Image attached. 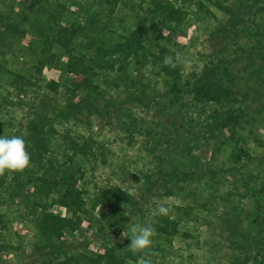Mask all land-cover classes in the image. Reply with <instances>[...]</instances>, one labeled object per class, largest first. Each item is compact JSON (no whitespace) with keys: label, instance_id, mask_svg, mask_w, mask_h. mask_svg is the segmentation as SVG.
<instances>
[{"label":"trees","instance_id":"1","mask_svg":"<svg viewBox=\"0 0 264 264\" xmlns=\"http://www.w3.org/2000/svg\"><path fill=\"white\" fill-rule=\"evenodd\" d=\"M95 1L109 17L121 4L135 2L134 27L116 35L104 17L93 13L86 22L76 18L65 24L62 20L68 0H11L0 10V53L4 54L3 49L10 48L15 39L28 38L32 50L38 49L39 70L49 66L75 75L70 86L57 80L47 82L44 96L31 109L25 132L20 135L26 140L30 166L23 172L0 176V195L6 193L20 201L39 233L40 241L30 256L39 264H137L138 257L126 248L130 239L119 245L114 237L137 211L142 212L144 199L178 194L187 184L199 182L203 191L209 192L203 199H219L214 210L219 212L226 235L228 264H264V185L261 189L248 187L241 174L233 178L231 187L221 191L226 180L215 179L216 168L201 161L205 147L235 139L247 121L240 105L242 95L229 77L231 63L224 47L220 48L221 56L207 62L201 73L185 77L181 67L164 65L167 48L161 46V40L176 31L172 21H182L179 8L164 0ZM219 7L229 18L216 27L212 37L230 39L227 46L259 51L264 61V0H230ZM166 27L169 33L163 32ZM151 44L161 46V53L153 52ZM133 60L142 65L152 63L162 85L132 76L129 65ZM261 68L264 71L263 64ZM109 71L118 72L120 90L115 93L97 82ZM56 116L101 118L128 137L129 143L141 138L153 155L154 166L143 174L138 195L110 185L94 199V209L101 211V224L95 232L101 239V251L88 253L68 242L66 232L82 230L83 220L93 216H87L89 209L80 185L83 168L72 159L62 164L52 152ZM73 143L75 151L93 153L88 143ZM237 149L235 159L242 168L264 158H256L242 146ZM247 197L252 199L250 209L241 202ZM56 203L65 208V215L53 210ZM180 220L161 216L154 226L155 240L176 233Z\"/></svg>","mask_w":264,"mask_h":264},{"label":"rangeland","instance_id":"2","mask_svg":"<svg viewBox=\"0 0 264 264\" xmlns=\"http://www.w3.org/2000/svg\"><path fill=\"white\" fill-rule=\"evenodd\" d=\"M10 1L0 0V10ZM68 1L62 20L65 24L76 18L86 22L93 13L104 17L116 35L124 34L135 25L133 1L128 5L121 4L110 17L107 10L99 6L98 1ZM164 1L179 8L182 13L180 24L172 21L176 31L170 38L161 40V46L167 48L165 56L174 57L177 52L186 55L192 63L187 69L181 68L184 76L189 77L201 73L205 64L215 56H221L220 48L224 47V54L231 63L229 77L233 79L241 93L243 100L240 105L247 113L245 128L236 135V138L203 148L205 151H202L201 161L216 168L215 179L226 180L221 191L231 187L233 178L241 174L244 177V184L261 189L264 185V158L242 168L241 162H236L234 154L239 150L237 147L242 146L256 158L264 157L262 54L245 46L243 49L230 44L227 46L225 44H228L230 39L225 37L224 39L212 37L216 27L227 23L229 15L219 6L230 3V0ZM163 32L169 33L170 30L166 27L163 28ZM29 43L28 38L19 41L15 39L10 48L3 49L4 54L0 53V132L9 136H20L25 132L30 111L44 96L49 80H57L64 86H70L75 78L73 73L56 67L44 66L39 70L38 49L32 50ZM161 46L151 44L150 49L155 53H161ZM129 68L132 76L137 75L145 82H158L159 86L162 85L157 68L152 63L146 61L145 65H142L133 60ZM29 79L30 83L27 82ZM97 82L112 93L120 90L117 86L119 80L116 71L103 72ZM88 118L82 117L80 120L56 116L53 121L55 132L51 148L62 164L72 159L74 164L83 168L84 175L80 185L89 209L87 216L92 215L93 219H84L82 230L76 233L67 231L66 234L68 242L73 247L92 253L102 250L101 239H98L99 235L95 233L101 224V211L94 209V199L99 191L106 186L116 185L138 195L143 184V174L154 166V163L151 161L153 155L147 152L141 138L129 143L128 137L113 125L106 124L101 118ZM74 141L80 146L88 143L93 153L75 151ZM243 160L246 161L247 157ZM234 167L242 169L232 171ZM184 188L178 194L165 197L156 195L144 199L141 204L142 212L137 211V214L128 220L124 229L114 237V242L124 244L130 238L121 241V233L129 229L132 222L144 224L153 210L164 204L169 209L167 216L181 220L176 233L164 239L155 240L153 237V245L147 256L152 264H228L226 235L222 230L219 212L214 210L218 207L219 199L215 197L213 200L203 199L209 192L203 191L204 186L199 182L187 184ZM261 198L264 203V192L261 193ZM241 202L249 209L253 204L249 197L242 199ZM53 210L59 214H66L65 208L57 203L53 205ZM30 216L28 209L20 201L9 198L6 193L0 195V264H39L36 258L30 256L40 241L39 233ZM84 216L86 215H83V218ZM160 217L152 218L154 226ZM250 220L252 218L247 219ZM156 248L157 252H154Z\"/></svg>","mask_w":264,"mask_h":264},{"label":"clouds","instance_id":"3","mask_svg":"<svg viewBox=\"0 0 264 264\" xmlns=\"http://www.w3.org/2000/svg\"><path fill=\"white\" fill-rule=\"evenodd\" d=\"M163 63L165 66L187 69L192 61L184 54L177 52L174 57L165 56ZM30 166V153L27 151L26 140L23 136L12 135L11 137L0 135V176L8 173L23 172ZM169 209L164 204H160L150 214L144 224L132 222L129 229L121 233V241L130 238L127 250L138 257L137 264H152L147 258L153 245V237L156 229L152 223L155 216H167Z\"/></svg>","mask_w":264,"mask_h":264}]
</instances>
